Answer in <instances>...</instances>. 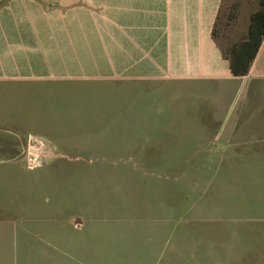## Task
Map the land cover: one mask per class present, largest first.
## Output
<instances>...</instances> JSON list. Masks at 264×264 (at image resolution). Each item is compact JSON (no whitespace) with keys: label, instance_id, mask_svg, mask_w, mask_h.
Returning <instances> with one entry per match:
<instances>
[{"label":"crops","instance_id":"crops-1","mask_svg":"<svg viewBox=\"0 0 264 264\" xmlns=\"http://www.w3.org/2000/svg\"><path fill=\"white\" fill-rule=\"evenodd\" d=\"M230 1L238 3L237 12L224 33L235 42L248 37L250 17L260 5L259 0ZM223 2L0 0V83H39L43 94L93 78L147 84L151 113L167 120L146 127L163 132L149 141V150L160 151L168 163L200 164L188 187L151 191L147 219L153 221V234H166L173 222L183 224L173 247L189 244L194 252L201 249L205 223L264 221L251 215L247 203L220 207L219 189L201 175L204 164L246 163L253 155L249 148L264 146V40L249 73L234 75L213 37ZM51 83L57 86H47ZM106 193L68 186L52 189L47 205L38 198L32 204L33 197L27 202L28 192L0 202L4 264H109L110 226L93 233L91 222L92 212L104 208L96 199ZM118 207L126 210L128 204ZM124 210L117 216H129ZM48 212L53 218L43 216ZM142 243L132 245L133 255H116L117 264H158L167 245L156 254L154 237Z\"/></svg>","mask_w":264,"mask_h":264},{"label":"rangeland","instance_id":"rangeland-1","mask_svg":"<svg viewBox=\"0 0 264 264\" xmlns=\"http://www.w3.org/2000/svg\"><path fill=\"white\" fill-rule=\"evenodd\" d=\"M230 2H226L225 12ZM227 37L225 45L233 40ZM51 85L57 86H47ZM41 87L39 83H0L1 204L14 201L16 193L28 192L23 196L27 202L33 197L32 204L38 198L40 204L47 205L46 197L51 196L52 189L68 186L112 192L114 195L106 193L96 199V206L104 208L94 210L91 219L93 233L110 226L105 249L109 264H117V257L133 255L132 245L143 246L142 242L149 237L155 238L156 254L158 247L162 251L167 245L158 264L165 260L168 264H264L261 219L205 223L201 249L196 252L189 244L173 247L183 224L173 222L166 234L159 230L153 234V221L149 223L147 219L152 214L148 199L152 197L151 203L154 202L151 191L188 187L190 176H198L200 164L168 163L160 151L149 150L148 145L162 138L163 132L148 131L146 127L149 123L164 125L167 120L151 113L147 84L105 83L93 78L63 84L61 91L50 93H41ZM139 126L144 130L137 129ZM249 149L253 154L250 161L204 164L201 175L219 189L220 207L230 205L238 209L247 203L253 206L251 215L262 218L264 146ZM8 190L13 195L9 196ZM119 204H128L129 216H117V211L124 210ZM52 215L48 212L43 216L53 218ZM60 218L68 219L65 215ZM4 263L1 256L0 264Z\"/></svg>","mask_w":264,"mask_h":264},{"label":"trees","instance_id":"trees-1","mask_svg":"<svg viewBox=\"0 0 264 264\" xmlns=\"http://www.w3.org/2000/svg\"><path fill=\"white\" fill-rule=\"evenodd\" d=\"M227 1L223 2V7L221 6L219 11L213 37L217 40L223 56L229 60L232 73L236 76H244L249 73L264 40V0H259V9L250 17L248 37L225 45L224 30L234 21L237 9L235 3H231L225 12Z\"/></svg>","mask_w":264,"mask_h":264}]
</instances>
